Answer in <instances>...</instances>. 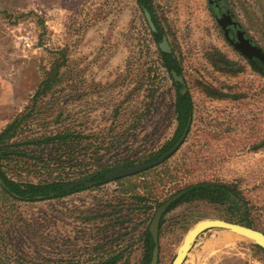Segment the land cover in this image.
Returning a JSON list of instances; mask_svg holds the SVG:
<instances>
[{"label":"rangeland","instance_id":"1","mask_svg":"<svg viewBox=\"0 0 264 264\" xmlns=\"http://www.w3.org/2000/svg\"><path fill=\"white\" fill-rule=\"evenodd\" d=\"M153 4L192 100L182 145L150 173L59 200L23 203L0 190V264H102L115 255V264H141L157 206L205 181L237 187L253 229L264 234V79L226 42L208 0ZM224 4L264 52V0ZM141 15L135 0H0V132L29 114L13 141L76 135L70 154L21 146L27 156L0 163L8 179L76 181L126 159L139 164L170 141L175 89ZM58 51L67 60L58 82L34 99ZM225 218L224 208L205 202L172 209L163 217L157 264L172 263L195 224ZM201 238L183 264H264L253 244L228 233Z\"/></svg>","mask_w":264,"mask_h":264},{"label":"trees","instance_id":"2","mask_svg":"<svg viewBox=\"0 0 264 264\" xmlns=\"http://www.w3.org/2000/svg\"><path fill=\"white\" fill-rule=\"evenodd\" d=\"M135 3L139 9V12L142 14L141 16L143 18V21L146 24L147 22L144 16V11H146L151 18L155 31H152L147 24L146 29L148 36L150 37L151 42L154 44L156 48L155 52L160 67L163 68L164 71L167 73L175 89L173 113L177 125L172 138L159 152L153 155H149L145 160L141 161L139 164H136L131 159H126L120 166L115 168L100 167L99 171L96 172L95 174L93 175L90 174L88 176L83 177L90 179L78 185L77 187H71V184L74 181L69 182L65 180L50 181L43 184L16 183L5 176V174L1 171V164H0V190L7 199L20 201L23 203H37V202H44L51 200H59L69 196L70 194L80 189L88 188L85 187L86 185L84 184L90 182L91 179H93L91 180L92 182H95L91 184H96L97 181L99 180V182L95 186H100L105 183L112 182L106 178V175L110 173L112 170L119 167L130 168V167H136L150 162H154L158 160L162 155L167 153L178 141H180L184 134L185 135L188 134L190 123L192 120V115H193V105H192L191 97L189 96L188 92L182 93L184 88L183 87L184 78L182 75V69L180 68L179 63L172 51L171 53L168 54L162 52L159 48V44L161 43L162 38L165 37V33L163 32L162 28L160 27L157 21L153 0H135ZM237 31L243 33L240 28ZM226 38L227 37H224V39L228 43V40ZM233 49L237 53H239L234 47ZM56 56H59L58 59ZM54 57H56V59L54 60L52 67L48 72V75H46V77L43 80H41L40 85L38 87L39 89L34 95V99L51 90V88L55 85V83L58 82L60 71L66 65L67 60L65 53L63 51L61 52L58 51L57 53H54ZM244 59L248 64V66L250 67V70L264 79V62L257 60L255 58H252L250 60L245 57ZM223 64L226 66L225 62ZM228 65L230 64L228 63ZM173 73L176 75V77L182 78L183 84L178 83L173 79L172 77ZM153 95L154 94L151 95L152 98ZM26 116L18 120L17 118L13 119L0 132V163L4 161L5 162L10 161L12 158L27 156L28 154L25 152V150L20 149L21 146L38 147L42 145L43 146L55 145L57 147H63L65 150H68L69 151L68 154H70L74 150V148L72 147L73 142L76 140V135H74V132L57 133L54 136L38 137L35 139H30L27 137L26 140L23 141H13L17 135L18 130L21 127L22 122L26 120ZM69 156L70 155H68V159ZM34 159L39 160V158H34ZM167 160H165L164 162H166ZM36 162L42 163V160ZM153 169L154 168L138 173L136 175L150 173L151 171H153ZM83 178H79L77 180H81ZM122 179L123 178L114 180V182L120 181ZM178 194H180V196L168 206L165 213L162 215L160 219L158 226V240H159L161 226L163 224V217L175 207L190 202H205L213 206L222 207L225 209V215H226L225 221H227L228 223L238 224L253 229V222L247 216L246 201L244 197L241 195L239 189H237V187L231 184L218 182V181L198 182L195 184L188 185L187 187H185L183 190L179 191L175 195ZM138 198L140 199V201H144L142 197H138ZM170 198L171 197H169L168 199ZM167 200H165L163 203H165ZM163 203L157 206V210L163 205ZM252 247L256 250L257 253L264 255V251L261 248L255 245H253ZM143 248L144 249H143L141 264H149L151 260L153 242L151 240L148 229H146L144 233ZM120 258L121 255H115L114 257H110L106 259L105 262H103L102 264H115Z\"/></svg>","mask_w":264,"mask_h":264},{"label":"water","instance_id":"3","mask_svg":"<svg viewBox=\"0 0 264 264\" xmlns=\"http://www.w3.org/2000/svg\"><path fill=\"white\" fill-rule=\"evenodd\" d=\"M144 16L148 26L151 28L152 31H155L151 18L146 11H144ZM241 34L242 33L238 32L237 36L239 42L234 44V48L247 59L251 60L252 57H255L256 59L264 62V52L257 47L251 46L246 40L242 38ZM159 48L164 53H168V54L171 53L166 37L162 38V41L159 44ZM172 77L176 82L183 84V80L181 77H176L174 73L172 74ZM182 92H185V90H183ZM185 136L186 135L184 134L182 139L178 141L167 153L162 155L158 160L136 167L116 168L112 170L110 173H108L106 175V178L110 181H114L117 179L130 177L138 173L144 172L146 170L157 167L158 165L162 164L165 160L169 159L172 155H174V153L177 152L179 147L182 145ZM89 179L90 178H83L81 180L74 181L71 184V187H77L78 185L86 182ZM179 196L180 194L175 195L170 199H168L165 203H163V205L156 211L153 220L148 228V232L153 242L151 260L149 264H157L158 262V255H159L158 226L160 219L162 215L165 213L168 206L171 203H173ZM212 231L228 233L240 240L246 241L248 243L257 246L264 251L263 233L251 228H247L245 226L228 223L221 220H203L195 224L194 227L191 228L186 233L181 244L176 250V255L171 264H183L187 254L192 250L191 248L193 246L194 241L197 239L198 235L203 234V239L205 240L208 239ZM203 239L202 238L198 239V241H201Z\"/></svg>","mask_w":264,"mask_h":264},{"label":"flooded vegetation","instance_id":"4","mask_svg":"<svg viewBox=\"0 0 264 264\" xmlns=\"http://www.w3.org/2000/svg\"><path fill=\"white\" fill-rule=\"evenodd\" d=\"M208 3H209V6H210V8L212 9V11L214 13V18L217 21V24L220 27V29H221V31L223 33V36L227 37L226 39L228 40V44L230 46H232V48H233L234 44L239 42V39H238V36H237V34H238L237 30H239V26L236 24V22H234V19L230 15L229 10L226 9L225 4H224V0H208ZM241 36L251 46L257 47V46L254 45V43H252L247 38L246 35L244 36L243 33H242ZM240 55L243 58H245L241 53H240ZM252 58H255V57H252ZM185 92H182V93H185ZM91 180H93V179H91ZM91 180H90V182H87V183L84 184V185H86L85 187H89V188L90 187H94L99 182V180H98L96 184H91V183H95V182H92Z\"/></svg>","mask_w":264,"mask_h":264}]
</instances>
